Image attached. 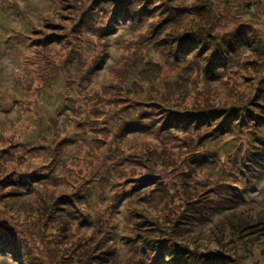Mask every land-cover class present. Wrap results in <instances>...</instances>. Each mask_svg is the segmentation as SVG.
Masks as SVG:
<instances>
[{
    "label": "rangeland",
    "instance_id": "374dc122",
    "mask_svg": "<svg viewBox=\"0 0 264 264\" xmlns=\"http://www.w3.org/2000/svg\"><path fill=\"white\" fill-rule=\"evenodd\" d=\"M69 1L0 0V225L16 241L1 245L0 264H100V257L103 264H147L143 253L154 239L176 236L179 217L165 221L179 213L172 208L182 190H133L136 183L152 176L180 183L190 163L193 182L203 184L211 173L221 180L199 163V151L217 156L226 172L238 148L246 155L259 146L254 124L234 121L233 134L200 148L194 136L165 127L164 111L155 109L237 106L244 116L250 109L264 116L257 71L264 66V0H225L214 18L177 26L159 23L164 0H157L141 22L118 17V31L106 41ZM178 1L192 14L198 5ZM189 30L206 44L198 39L177 58ZM105 43L108 57L96 67ZM217 44L220 59L209 65ZM82 67L93 74L83 78ZM259 177L255 189L241 192L244 202L207 213L205 225L182 237L197 263L203 251L235 264H264V171ZM245 217L263 232L239 231L243 224L236 222ZM84 247L96 256L87 261Z\"/></svg>",
    "mask_w": 264,
    "mask_h": 264
},
{
    "label": "trees",
    "instance_id": "16d2710c",
    "mask_svg": "<svg viewBox=\"0 0 264 264\" xmlns=\"http://www.w3.org/2000/svg\"><path fill=\"white\" fill-rule=\"evenodd\" d=\"M67 1L69 0H63V3H67ZM156 1L157 0H70L69 4L73 7L75 12H81L82 10V15L79 16L81 22L84 24L87 22L91 33L96 34V36L101 37L106 41L107 37L118 31V28L113 25L118 17H127L133 23L141 22L143 17L150 14L151 8ZM189 3L192 5L193 2ZM223 3H225V0H196V4L198 5L192 14L188 9L194 8L185 7L178 0H164L162 6L163 12L155 17L161 20L159 23L164 22L165 19L170 20L168 22L172 26H177L179 24L182 25L186 22L190 23L189 25H195L200 20L205 21L214 18L215 9H219L220 6H223ZM65 5L68 6L67 4ZM63 10L65 9L61 8L57 12L61 14ZM194 13H196L195 16ZM61 18L63 17L61 16ZM29 26H34V24L30 23ZM149 30L150 31L148 32L152 33L153 24L151 23ZM189 32L190 30L186 31V34L183 37H180L181 43L177 47V58H181L180 56L185 57L188 51H190L194 46H198V39L202 43V46L206 44V41L202 42L199 35L195 36ZM216 46V49H214L212 55H210L207 60L209 65L213 64L214 60L219 61L220 59L219 45L217 44ZM104 47L106 48L103 55L99 56L94 63L96 67L103 65L108 57V53H105L107 52L106 43L104 44ZM227 51L228 49H226L225 54H227ZM202 56L203 55L200 57ZM27 62L28 58H26L22 64ZM83 71V78H86L89 75L91 76L94 70H85L82 67V72ZM257 71L259 73H257L259 78H262L261 81L264 83V76L262 77V75H264V66L261 65ZM260 79H258V81ZM254 87L255 86L251 89L253 90ZM262 87L264 88V84H262ZM251 89H249V91ZM249 96L244 98V101H247ZM158 103L159 105H162V103ZM157 107L159 108L155 110H159L160 112L164 111V118L166 117L165 127H173L174 125L176 128H179V132L183 135L190 134L189 137L194 136L200 148L203 145L205 147V143L221 141L224 137L233 134L234 127L232 124L234 121L237 124L240 122L243 128H246L248 123L254 124V130H252V133L255 136L254 144L259 145L258 148L254 146V148L249 150V153L246 155H243L242 151H238V148L233 155H230V159H232V161L229 162L228 170L226 172L225 170L223 171V169L218 168V157L212 153L209 155L199 151V154L196 155V157L200 160L199 163L205 164L208 166V169H212L213 171L220 173L221 180H218L217 178L214 179L213 174L211 173L209 175V181H206L203 184L199 183L197 180L193 182L194 169L192 167L193 163H190L186 172L187 179H181L180 183L174 178L175 180L170 181H168V179L165 184L164 180L156 179L152 176L143 179L141 178L133 187V190H137L149 186L155 189L159 186L165 187L168 185L172 188H177L181 185L182 190L180 193V200L173 201L174 206L172 208L173 210H180L179 213L174 212L171 216L168 215L166 217L167 220L165 221V223L171 224L173 220L178 219L179 217L176 222V224H178V230L175 233L176 236H174L173 239L170 234H167L154 239V243L156 244L155 247L153 249H148L143 253L147 264H235V262L231 259L222 256L219 253H205L203 251L200 252V257L204 261L202 263H197V259L192 256L191 247L183 243L182 237L191 235L195 230H198L205 225L202 224V222L204 221L205 223L207 213L222 212L236 206L240 204V202L242 203L245 201L241 192L246 193L247 190L255 189V186L260 178L259 174L264 171V116H258L255 113H251L255 112V109H250L251 112H249L247 116H244V114L236 112L241 111L240 107L237 106H234V109L232 108L230 110H227L226 108H204L200 111L174 110L166 107L165 105H162V110H160V106ZM45 128L47 129L46 131L49 130L47 127ZM193 128H196L195 132L191 133ZM172 176L175 177L174 173ZM155 181L159 182L154 183ZM237 184H239V186L243 189L239 190L238 188H235ZM198 188L201 190H198ZM163 211L164 210L161 208L162 213ZM175 215L176 217H174ZM234 224L235 223H231L232 228ZM236 224H243L239 231L248 228V230L252 232L254 226L257 231H260L257 229V221L254 220L252 222L247 217H245V220L242 221V223L236 222ZM167 229L169 228L164 230ZM5 242H9L13 245V247H15V238L10 236V234L7 233V229L0 225V248ZM43 242L46 243V241ZM97 245H99V243H97ZM95 247H93V251L95 250ZM84 249L86 250L84 257L86 255L85 258L89 261L92 257H94L95 253H89L92 247H84ZM55 252L60 255L63 254L60 250H56ZM103 252L104 254L107 253L106 251ZM17 254H19V251H17ZM63 260L65 262L64 264H72L71 260ZM105 262L106 258L100 257L96 263L103 264Z\"/></svg>",
    "mask_w": 264,
    "mask_h": 264
}]
</instances>
